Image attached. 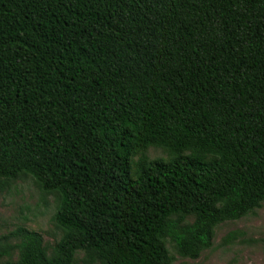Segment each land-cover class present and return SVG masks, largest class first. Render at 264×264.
<instances>
[{
  "label": "trees",
  "instance_id": "16d2710c",
  "mask_svg": "<svg viewBox=\"0 0 264 264\" xmlns=\"http://www.w3.org/2000/svg\"><path fill=\"white\" fill-rule=\"evenodd\" d=\"M21 177L61 237L17 227L0 264L197 259L264 202V0H0V189Z\"/></svg>",
  "mask_w": 264,
  "mask_h": 264
},
{
  "label": "rangeland",
  "instance_id": "374dc122",
  "mask_svg": "<svg viewBox=\"0 0 264 264\" xmlns=\"http://www.w3.org/2000/svg\"><path fill=\"white\" fill-rule=\"evenodd\" d=\"M143 154L150 159L167 158V154L156 147L146 148ZM57 205L56 194L41 192L29 177L4 184L0 189V236L17 227H25L39 233L50 250L61 237L53 219ZM230 232H236L233 243L225 241ZM165 246L171 264H264V202L238 220L219 224L212 246L202 251L197 259L180 256L169 240L165 241ZM81 256L79 253L77 259Z\"/></svg>",
  "mask_w": 264,
  "mask_h": 264
}]
</instances>
